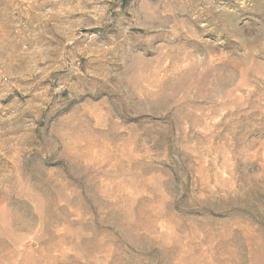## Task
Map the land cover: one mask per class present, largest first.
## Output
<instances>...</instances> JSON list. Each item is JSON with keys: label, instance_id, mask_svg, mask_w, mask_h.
<instances>
[{"label": "rangeland", "instance_id": "1", "mask_svg": "<svg viewBox=\"0 0 264 264\" xmlns=\"http://www.w3.org/2000/svg\"><path fill=\"white\" fill-rule=\"evenodd\" d=\"M0 264H264V0H0Z\"/></svg>", "mask_w": 264, "mask_h": 264}]
</instances>
